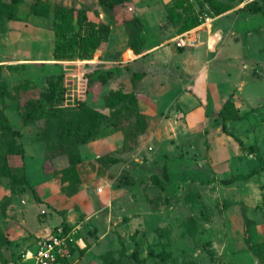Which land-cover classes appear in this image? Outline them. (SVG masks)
<instances>
[{
    "label": "rangeland",
    "instance_id": "obj_1",
    "mask_svg": "<svg viewBox=\"0 0 264 264\" xmlns=\"http://www.w3.org/2000/svg\"><path fill=\"white\" fill-rule=\"evenodd\" d=\"M113 1L0 0V166L16 176L0 174V264L63 227L62 215L66 264H137L134 250L141 264H264V8L220 0L229 8L217 13L197 1L212 20L178 47L182 33L161 6ZM56 6L109 24L108 40L89 57L54 59ZM94 70L111 75L102 82ZM59 73L60 120L24 105ZM25 80L34 87L22 92ZM112 92L132 93L136 105L107 107ZM230 94L238 115L228 135L217 112ZM80 102L108 118H81ZM76 153L79 183L62 172ZM123 173L130 184L117 181Z\"/></svg>",
    "mask_w": 264,
    "mask_h": 264
},
{
    "label": "trees",
    "instance_id": "obj_2",
    "mask_svg": "<svg viewBox=\"0 0 264 264\" xmlns=\"http://www.w3.org/2000/svg\"><path fill=\"white\" fill-rule=\"evenodd\" d=\"M122 1L125 0H114L110 3V6ZM197 1H199L198 6L200 9L203 8L204 4H207L217 13H222L229 8L228 4L220 0H195L194 2L192 0H169L165 3V11L168 20L171 25L176 28L177 33H184L200 24V19L198 17L200 13L196 10ZM235 1L238 2L239 0ZM247 6L250 8L251 13L261 11L262 8H264V0L248 4ZM54 17L56 19L55 36L57 38L53 48L54 59L67 58L73 55L75 51H77L82 57H89L91 50L99 48L109 38V24L97 23L93 20L87 19L85 13L80 9L74 10L71 7L56 6L54 8ZM129 21L133 24L132 26H134L132 31L131 46L135 53H140L144 45V41L139 33V29L141 27L139 18L137 16H132L129 18ZM92 73L97 75L102 82H105L111 75L109 71L101 70H94ZM19 87L22 92H25L34 86H30L29 81L25 80L19 84ZM63 91V74L59 73L57 75L48 76L46 79V88L39 93L40 100L38 101V98H27L24 105L31 107L38 106L40 107L41 114L44 116L60 120L64 115V110L58 105L63 100ZM231 97L232 94H230L229 97L222 103L221 108L217 112V116L220 120V128L228 135L231 134L226 129V122L230 119L236 118L238 115L237 108ZM123 101H129L135 106L137 100L132 93L112 92L106 98L105 105L107 107H112ZM77 111L81 118L90 120L95 125L108 118L104 113L84 104L83 102L79 103ZM26 117H31V113L28 112ZM5 126L9 129L7 122L5 123ZM233 138L241 148H245L249 153H254L252 146H245L241 139L236 136H233ZM48 150L52 151L53 149L52 147H49ZM45 156L47 158L50 155L46 153ZM79 161L80 158L77 153L75 157L70 154L68 166L62 169L64 176L70 177L74 183L80 182L79 175L76 172V163ZM0 174L9 177L12 182L16 180L15 174L10 171L7 164H2L0 166ZM240 177L241 176L230 177L227 179V182H233ZM155 179L157 178L155 177ZM117 181L122 184L131 183L127 179L126 173L120 175L117 178ZM62 216L61 224L65 228L67 221L65 216ZM260 246L262 258H264V243ZM148 256L161 260L163 259L162 253H154L150 249L148 250ZM12 257L13 252H10L4 264H6ZM132 257L137 264L142 263L136 254V250L132 252ZM63 261L67 263V259H64Z\"/></svg>",
    "mask_w": 264,
    "mask_h": 264
},
{
    "label": "built area",
    "instance_id": "obj_3",
    "mask_svg": "<svg viewBox=\"0 0 264 264\" xmlns=\"http://www.w3.org/2000/svg\"><path fill=\"white\" fill-rule=\"evenodd\" d=\"M254 2H261V0H239L237 7L242 8ZM198 17L200 24L195 27L196 29H200L202 25L212 20L206 12L200 13ZM191 34L190 30L182 33L174 40V44L178 47L193 45L196 37ZM43 212L44 210L41 211ZM71 239L70 234L66 233L63 227H59L56 232L40 238L34 245L13 252V257L6 264H66L63 260L69 256L68 246Z\"/></svg>",
    "mask_w": 264,
    "mask_h": 264
},
{
    "label": "crops",
    "instance_id": "obj_4",
    "mask_svg": "<svg viewBox=\"0 0 264 264\" xmlns=\"http://www.w3.org/2000/svg\"><path fill=\"white\" fill-rule=\"evenodd\" d=\"M139 1V0H138ZM142 1H144V2H142ZM167 1H169V0H141V5H144V7H146V8H151V7H153L154 6V4H156V5H159V6H161V8H163V10L165 11V3L167 2ZM140 5V4H139ZM141 7H143V6H141ZM151 21L152 22H157L156 20H154V17H156V15H155V13H153V12H151ZM157 18V17H156ZM158 22H159V20H158ZM183 53H185V52H183ZM141 54L142 53H140V55L139 56H141Z\"/></svg>",
    "mask_w": 264,
    "mask_h": 264
}]
</instances>
